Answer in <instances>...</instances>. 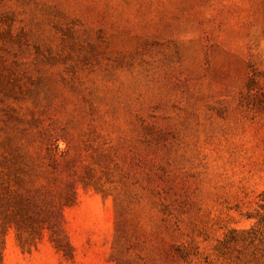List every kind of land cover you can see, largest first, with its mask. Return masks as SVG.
<instances>
[{"label":"rangeland","instance_id":"374dc122","mask_svg":"<svg viewBox=\"0 0 264 264\" xmlns=\"http://www.w3.org/2000/svg\"><path fill=\"white\" fill-rule=\"evenodd\" d=\"M0 264H264V0H0Z\"/></svg>","mask_w":264,"mask_h":264}]
</instances>
